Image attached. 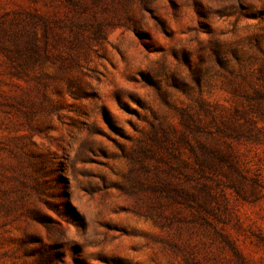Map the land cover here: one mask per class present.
Instances as JSON below:
<instances>
[{
	"label": "rangeland",
	"instance_id": "rangeland-1",
	"mask_svg": "<svg viewBox=\"0 0 264 264\" xmlns=\"http://www.w3.org/2000/svg\"><path fill=\"white\" fill-rule=\"evenodd\" d=\"M0 264H264V0H0Z\"/></svg>",
	"mask_w": 264,
	"mask_h": 264
}]
</instances>
